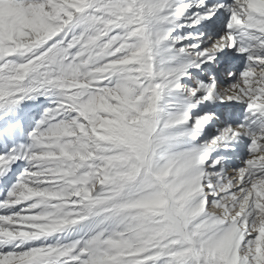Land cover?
<instances>
[{"label":"snow or ice","instance_id":"6c2138e0","mask_svg":"<svg viewBox=\"0 0 264 264\" xmlns=\"http://www.w3.org/2000/svg\"><path fill=\"white\" fill-rule=\"evenodd\" d=\"M7 3L0 264H264V0Z\"/></svg>","mask_w":264,"mask_h":264},{"label":"rangeland","instance_id":"374dc122","mask_svg":"<svg viewBox=\"0 0 264 264\" xmlns=\"http://www.w3.org/2000/svg\"><path fill=\"white\" fill-rule=\"evenodd\" d=\"M17 17L16 10L10 11L4 7L0 8V35H3L6 29V24L9 20L15 21Z\"/></svg>","mask_w":264,"mask_h":264},{"label":"bare ground","instance_id":"6f19581e","mask_svg":"<svg viewBox=\"0 0 264 264\" xmlns=\"http://www.w3.org/2000/svg\"><path fill=\"white\" fill-rule=\"evenodd\" d=\"M4 7L5 9L7 8L10 11L15 10L14 8L11 7L10 4L7 3V0H3V2H0V8Z\"/></svg>","mask_w":264,"mask_h":264}]
</instances>
